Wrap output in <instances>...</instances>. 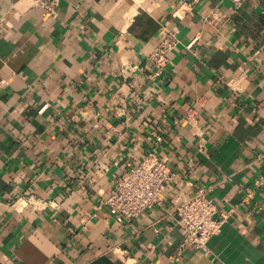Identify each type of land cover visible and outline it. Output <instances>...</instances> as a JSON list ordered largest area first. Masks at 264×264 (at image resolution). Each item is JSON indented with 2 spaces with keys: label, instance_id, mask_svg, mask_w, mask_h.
<instances>
[{
  "label": "crops",
  "instance_id": "obj_1",
  "mask_svg": "<svg viewBox=\"0 0 264 264\" xmlns=\"http://www.w3.org/2000/svg\"><path fill=\"white\" fill-rule=\"evenodd\" d=\"M153 151L163 205L101 207ZM200 189L229 216L180 253L175 209ZM0 264H264V0H62L47 20L0 0Z\"/></svg>",
  "mask_w": 264,
  "mask_h": 264
},
{
  "label": "built area",
  "instance_id": "obj_2",
  "mask_svg": "<svg viewBox=\"0 0 264 264\" xmlns=\"http://www.w3.org/2000/svg\"><path fill=\"white\" fill-rule=\"evenodd\" d=\"M242 5L248 0H230ZM23 0H18L20 5ZM62 0H30V7L39 10L44 20L54 19L61 7ZM176 32L168 30L160 45L150 55V60L160 76L170 63L171 53L178 47ZM173 181L167 163L156 151L149 153L137 166L125 170L116 180L109 196L100 201L101 207H107L112 215L121 220L140 219L164 203V194ZM257 186L262 182L258 181ZM253 191L248 195L251 199ZM177 225L183 233L179 252L188 250H206L209 241L218 235L229 215L218 217L214 201L207 196L205 189L184 200L175 209Z\"/></svg>",
  "mask_w": 264,
  "mask_h": 264
}]
</instances>
